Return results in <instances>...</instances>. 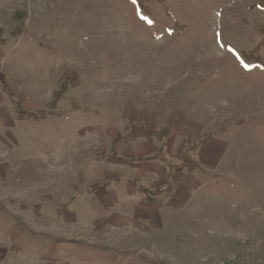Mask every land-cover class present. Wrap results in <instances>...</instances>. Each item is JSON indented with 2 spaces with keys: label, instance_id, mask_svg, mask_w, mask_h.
Masks as SVG:
<instances>
[{
  "label": "rangeland",
  "instance_id": "rangeland-1",
  "mask_svg": "<svg viewBox=\"0 0 264 264\" xmlns=\"http://www.w3.org/2000/svg\"><path fill=\"white\" fill-rule=\"evenodd\" d=\"M133 126L215 172L115 190ZM0 264H264V0H0Z\"/></svg>",
  "mask_w": 264,
  "mask_h": 264
},
{
  "label": "crops",
  "instance_id": "crops-1",
  "mask_svg": "<svg viewBox=\"0 0 264 264\" xmlns=\"http://www.w3.org/2000/svg\"><path fill=\"white\" fill-rule=\"evenodd\" d=\"M142 121L146 120H133L132 123L138 122V123H143ZM136 123V124H138ZM177 127V126H176ZM184 131L180 132V139L178 137H171V135H167L165 137L166 140V145L165 148L167 147L168 154L172 159L176 158L177 156H180V152L187 150L190 151L191 149L195 148V141L196 144L199 145L200 141L204 140L203 139V133L201 132L202 129L198 124L193 123L192 121L186 122L184 126ZM153 130V129H152ZM149 128L146 126H133L132 130L130 131L129 134H125L123 136L122 142L119 146L121 149V152L125 154L128 158L129 161L125 162L122 164L123 166H120L118 168L114 167V172H112V176H110L111 182H113L115 179L119 182L116 186H114L115 190L119 189L121 190L122 188H119L118 186L122 185L120 179H122L123 176L127 175V177H131L136 175L137 183H141L144 181H148V186L151 187L153 180L156 182L160 181H166L169 175L171 176V182L174 183L177 188L179 187V183H187L192 180L193 177L201 176V175H206V174H212L215 172V169H210L214 168L215 165H217V158L219 159L218 155L219 153L216 152V149L214 146L210 145V142L213 141L211 140L213 137H209L211 139L206 140L204 144H202L201 150H199L200 156L198 158H192V160L186 163H190L191 161L196 163H200L203 168L197 167V168H181L175 167L172 165V168H166L162 164H158L156 162L151 161L149 158L151 155L156 154L159 150L160 147L155 144L154 142L157 143V140L152 137L151 131ZM189 130V132L186 133V131ZM186 146H185V145ZM197 146V147H198ZM199 158H201L199 160ZM205 158V159H204ZM146 159H149L148 161ZM205 165V166H204ZM183 169H190L189 171L183 172ZM97 176H100L103 174L101 171L100 173H96ZM108 174V172H106ZM105 174V175H106ZM126 177V176H125ZM109 180V181H110ZM168 180V179H167ZM199 181V180H198ZM110 182V183H111ZM169 182V180H168ZM166 182V183H168ZM201 184L203 182L199 181ZM134 184V185H133ZM126 187V196L131 198L134 196L135 189H136V183H132L131 180L129 181L128 185L124 184ZM113 189L115 192L114 194L116 195V191ZM117 196V195H116ZM98 207V203L96 202ZM134 204H128L127 206L130 205H135ZM116 205V204H114ZM147 211V210H146ZM148 214L150 215H156L154 214L151 210L148 211Z\"/></svg>",
  "mask_w": 264,
  "mask_h": 264
}]
</instances>
